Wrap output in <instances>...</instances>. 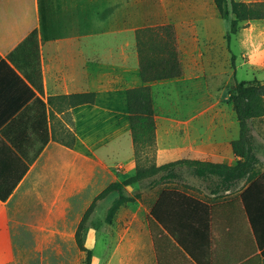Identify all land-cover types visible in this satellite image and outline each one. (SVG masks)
<instances>
[{
	"label": "crops",
	"instance_id": "1",
	"mask_svg": "<svg viewBox=\"0 0 264 264\" xmlns=\"http://www.w3.org/2000/svg\"><path fill=\"white\" fill-rule=\"evenodd\" d=\"M161 3L164 21L160 23L173 21L178 36L183 35L180 31L196 26L193 19L169 16L163 0ZM122 6V0L117 6L109 0L102 9L106 8V12L111 14L112 9ZM97 10L94 8L93 11V27L104 25L98 24ZM119 13L122 14V9ZM117 21L122 22L123 17ZM136 27L85 32L80 18L76 17L67 26L68 32L64 36L44 40L40 34L39 0H0V195L10 191L6 200L0 198L2 230L13 229L10 225L14 221L12 213L40 214L43 207L50 219L57 220L64 215L65 205L78 191L101 187L105 179L102 174L112 170L107 167L108 162L98 159L100 146L78 130L80 125L91 130L95 121L92 116L97 109L109 113L114 133L107 143H100H106L101 148L110 144L111 148L119 150L114 156L122 157L123 163L128 162L125 175L112 173L113 180L105 183L100 192L110 183L134 175L136 163L132 148L121 143V138L127 137V131L121 135L117 126L119 111L125 113L128 107L126 91L129 85L135 84L141 72L138 53L132 48L136 43L124 39L114 45L104 43L105 47L111 48L102 49L98 48L96 36H117ZM34 30L38 34L42 89L22 70L24 66L29 69L35 67L34 47L28 45L17 50L14 59L9 56ZM195 42V48L191 45L184 48L180 42L179 48L186 49L180 57L184 68L183 61L187 55L196 54L201 60V46ZM189 47L192 53H189ZM169 81L170 84H178L181 79ZM169 81H161L159 85L165 86ZM81 92H95V102L72 104L66 98ZM183 102L173 101L172 106L180 110L179 113L155 117L158 145L155 163L161 165L183 158L230 165L239 161L241 157L232 146V141L240 135L238 118L236 129L235 122H232L233 127L230 128L229 124L227 129L226 123V128L215 135H192L197 122L184 117L187 112L182 111L190 110L191 106ZM160 120L171 129L167 139L159 136ZM66 129L83 142V150L79 143L70 147L61 142ZM182 129L185 134L172 132ZM256 136L264 142V136ZM43 143V148L36 154ZM260 148L257 175L250 182L246 177L233 181L228 190L217 192L220 185L217 177H197L193 168L188 166L185 167L192 172L188 179L178 175L179 169L184 168L181 167L176 176H169L161 182L154 181L151 185L152 201L146 203L137 199L143 206V211L137 208L135 213L139 215L137 224L123 228L116 235L119 238L111 246L106 264H264V254L258 241V229L259 237L261 240L264 238V146L260 144ZM252 184L253 189L244 199L243 192ZM164 189L185 191L201 199L211 206V217L207 215L206 207L204 213H192L186 203L166 199L158 205L166 227L154 218L151 220V209ZM246 203L251 215L247 213ZM123 208L121 206L115 216L118 220Z\"/></svg>",
	"mask_w": 264,
	"mask_h": 264
},
{
	"label": "rangeland",
	"instance_id": "2",
	"mask_svg": "<svg viewBox=\"0 0 264 264\" xmlns=\"http://www.w3.org/2000/svg\"><path fill=\"white\" fill-rule=\"evenodd\" d=\"M111 1L116 6L119 3V0ZM122 1V8L112 9L111 14L106 12V8L104 10L103 7H100L96 16L98 24L103 25L106 21L113 22L120 17L130 21L140 17L139 0ZM243 1L264 3V0ZM163 2L169 16L177 17V19L183 17L193 19L197 22L196 26L193 29L180 31V34L183 33L182 36L176 34L173 21L159 23V27L157 25L137 26L136 29H127L123 34L117 36H96L98 48H111L105 47L107 45L104 43L114 45L116 41L134 40L136 44L132 48L137 51L140 68H142L143 64L148 61L153 64L155 61H160L161 58L168 57L167 50L172 47L171 30L175 32L177 39L175 44L180 57L186 52V49L179 48L180 42L183 43L184 48L188 45L195 48V41H197L202 50L201 60L191 52L192 49L189 47L188 51L194 57L187 55L183 61L186 68L182 66L181 75L176 77L181 79L178 84H170L169 80L176 78L145 82L140 72L135 84L129 85V88L142 85L150 86L155 117L172 114L171 112L179 113L180 110H175L172 106L175 100L190 104V110L182 112H187L184 117L194 119L193 123L195 120L197 122L196 126L192 128V135L199 133L215 135L226 128V123L227 129L229 124L230 128L233 127L232 122H235L234 128L236 129L238 121L234 104L230 99V90L235 85L236 79L264 82V19L242 21L238 32L232 35L231 42L228 44L226 35L230 29L231 19L220 15L213 0H163ZM120 9H122V14L119 13ZM161 81L169 82L163 86L159 85L162 83ZM184 85H187V88ZM108 114L104 110L97 109L92 116L95 121L91 125V130L85 125H80L78 129L80 134L100 146V150L97 151L98 159L108 162L107 167L112 170V172L106 170V175L102 174L105 179L102 181L101 187L113 180L112 173L117 176L125 175L128 164V162L123 163L122 157L114 156L119 151L117 148H111L110 144L101 148L114 135ZM119 115V127L117 126V128H119V132L121 131V135L127 131V137L123 136L121 143L127 144L129 149L132 148L136 169L138 162L147 164L156 162L157 127L154 148L142 152L141 161H138L132 140L128 107L125 113L121 114L119 111ZM161 120L159 121V136L167 139L171 134L169 131L171 129L165 121ZM251 123L255 133L264 136V116L251 121ZM184 131L182 129L172 132L177 135L183 134ZM258 139L261 146H264L262 139ZM104 141L106 143L100 145ZM78 143L83 150V142L80 140H77L75 147ZM182 167L184 168L180 167L178 175L188 179L187 177H190L192 172L190 168ZM101 187L91 191L86 189L78 191L73 199L71 198L65 205L64 215L57 220L50 219L44 207L40 214L12 213L14 221L10 222V225H13V229L6 232L0 227V264H85L86 251L78 247L76 231L83 214L95 194L100 192ZM124 189L129 195L140 194L138 198L142 201L145 200L146 203L152 201V186L148 184V181L128 185ZM145 192L147 193L144 198ZM116 197H118V192H112L98 200L95 210L86 222L83 232L86 245L93 251L92 264H106L110 248L119 238H116V235L127 226H136L139 215H135V213L139 208L143 211V206L137 201V198L134 202L123 205L119 220L113 217V221L107 223L108 210ZM50 208L56 207H48V209ZM14 211H17L15 207ZM1 225H4V222H0Z\"/></svg>",
	"mask_w": 264,
	"mask_h": 264
},
{
	"label": "trees",
	"instance_id": "3",
	"mask_svg": "<svg viewBox=\"0 0 264 264\" xmlns=\"http://www.w3.org/2000/svg\"><path fill=\"white\" fill-rule=\"evenodd\" d=\"M220 15L231 19L230 29L226 35L227 43L231 42L232 35L237 33L240 28V23L246 20L264 19V3H251L243 0H213ZM109 0H39L40 13V34L42 39L48 40L64 36L68 30L67 26L76 18H80L81 27L85 32H102L110 28H125L134 26H160V21L163 20V6L161 0H139L141 5V15L134 21H106L103 26L93 27L92 17L94 8L99 9L107 4ZM117 21V22H116ZM114 24V25H112ZM163 27V26H161ZM167 27H170L167 25ZM165 28V27H164ZM172 47L167 50L168 57L161 58L160 61H155L153 64L148 61L141 68V76L145 82L153 80H164L179 77L182 73L181 58L179 50L175 44L176 36L174 30H171ZM28 45L34 47L35 67H22L25 74L33 81V83L42 89V77L39 62L38 52V34L37 31H32L9 56L14 59V54L17 50ZM165 45V44H164ZM152 70L151 72H149ZM72 104L94 103L96 99L95 92H81L66 96ZM230 99L234 104L237 118L240 123V135L232 141L234 152L241 157L234 165L224 162H209L202 160H192L183 158L180 160L170 161L161 165L155 162H138V166L134 175L124 179L123 181H115L106 186L87 207L81 222L76 231V242L78 247L86 251V263L92 264L93 251L85 243L84 228L86 222L95 210L98 200L108 196L112 192H118L108 210L106 222L111 223L113 217L116 216L121 206L134 202L140 194L129 195L125 192L126 185H133L143 181H148L151 186L153 182H161L169 176H176V171L182 166L192 167L194 174L197 177L213 178L217 177L220 190H228L232 187L233 181L246 177L247 182L257 175L256 166L260 161L258 151L260 142L255 134L254 127L251 121L264 116V82L259 80L254 81H239L236 79L235 85L230 90ZM127 105L131 124L135 153L138 161H141V153L146 150L153 149L155 146L156 137V118L152 105V92L149 85H142L129 88L127 90ZM61 140V139H60ZM77 137L68 129L65 130L64 138L61 142L67 146L74 147L77 143ZM45 143L37 151L36 154L43 148ZM35 158V157H34ZM32 158L31 160H33ZM155 176H159L156 177ZM253 189V184L249 185L243 192V198ZM10 191L5 195H0L1 200H6ZM172 199L174 201L185 204L192 213H204L206 207L207 215L211 217L212 208L204 203L201 199L177 189H164L159 200L153 206L150 213V219L153 218L162 223L166 227L165 221L161 218L158 210V205L163 200ZM202 207V208H200ZM247 213L251 215L249 206L246 203ZM202 209V210H200ZM258 241L264 254V238Z\"/></svg>",
	"mask_w": 264,
	"mask_h": 264
}]
</instances>
